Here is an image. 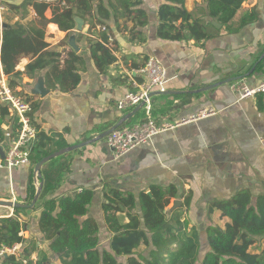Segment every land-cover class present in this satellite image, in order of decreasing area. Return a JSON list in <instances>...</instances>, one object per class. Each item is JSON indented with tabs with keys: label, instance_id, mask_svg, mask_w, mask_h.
Returning <instances> with one entry per match:
<instances>
[{
	"label": "crops",
	"instance_id": "obj_1",
	"mask_svg": "<svg viewBox=\"0 0 264 264\" xmlns=\"http://www.w3.org/2000/svg\"><path fill=\"white\" fill-rule=\"evenodd\" d=\"M23 1L3 0L11 5H20ZM35 1L52 3L44 11L46 19L62 11L59 4L52 2L55 0ZM206 1L185 2L186 11L205 24L208 37L199 43L159 39L156 35L157 11L163 0H142V9L147 14V25L142 29L145 41L129 42L127 30L120 22V32L112 28V35L105 45L115 62L102 70L90 57L87 39L95 35L83 19L79 32L74 28L62 32L53 23L45 27L44 42L48 46L44 51L61 53L56 66L37 71L33 78L26 76L24 69L35 57L22 58L15 66V71L20 74L11 80L16 84L11 89L31 104L29 117L36 130L32 148L43 145L41 151L46 155L42 159L64 148L88 142L57 160L53 159L56 160L53 165L59 166L58 185L43 199L39 195L32 208L19 209L16 213L17 209L0 206V220L16 217L23 226L19 234L22 239L35 242V251L30 255L32 264L44 256H48L46 264H59L57 255L48 254L47 243L41 240L38 231L41 205L81 190L93 193L88 216L96 222L100 248L106 251H109L110 235L106 232L101 205L103 193L109 189L130 192L137 197L141 192L150 194L154 187H170L177 195L169 198L171 205L173 201H179L178 209L186 210L184 200L189 202L182 218L190 222L189 227H197L200 239L206 238V226L224 228L228 223L219 211L210 210L213 202L227 200L240 191L248 192L253 201L264 195L261 145V141L264 142V93L239 99L230 88L237 80L252 88L264 79V57L261 59L264 54V0H244L226 24L207 16ZM1 19L5 24H12L17 18L4 7ZM131 26L128 22L127 29ZM68 34L69 39L73 38L74 48L69 39L66 45L63 43ZM71 56L78 57L79 61L72 60ZM148 58L158 60L167 77L165 93L150 96L149 114L157 125L202 109L211 108L215 114L160 133L149 143L115 160L106 138L94 139L136 108L122 112L116 105L126 92L136 90V85L144 81L139 69ZM261 62L262 67L258 68ZM66 70L77 82L72 84L60 78L61 72ZM0 75H4L1 64ZM39 77L48 91L44 97L31 93ZM62 84L67 88L61 90ZM145 114L141 107L121 126L143 120ZM15 120L13 111L0 103V158L17 133ZM38 162L31 159L17 168L0 169V201L30 204L34 200L42 183L34 174ZM15 245L18 246L17 253L24 247Z\"/></svg>",
	"mask_w": 264,
	"mask_h": 264
},
{
	"label": "trees",
	"instance_id": "obj_2",
	"mask_svg": "<svg viewBox=\"0 0 264 264\" xmlns=\"http://www.w3.org/2000/svg\"><path fill=\"white\" fill-rule=\"evenodd\" d=\"M243 1L207 0V16L226 24ZM52 2L59 4L62 11L46 19L43 14L51 2L24 0L20 5H11L0 0L17 18L12 24L0 22V64L10 88L16 86L11 80L19 77L15 66L22 58L35 57L24 69V74L30 78L37 71L56 66L61 53L44 51L48 46L44 42V30L50 23L60 31L68 32L74 28L73 17L83 19L91 34L95 35L87 41L90 57L100 70L115 62L105 45L112 35V28L120 32V22L127 30L129 42L145 41L142 29L147 25V14L142 9V0ZM185 2L163 0L159 5L156 26L159 39L174 42L194 40L199 43L208 37L204 22L186 11ZM128 22L132 24L130 29H127ZM96 27H99L98 32H94ZM68 37L69 34L64 38L65 45ZM71 59L79 61L78 57L71 56ZM261 67L262 62L258 65V68ZM60 78L72 84L77 82L69 70L61 72ZM64 88L67 87L62 84L60 89ZM41 148L42 144L32 148L30 160L36 163L46 155ZM56 160L46 163L40 170L41 199L58 185L59 166L53 165ZM103 194L101 210L106 232L110 235L109 251L100 248L99 228L88 216V206L93 200L91 191L81 190L41 205L38 231L41 240L47 243L48 254L57 255L59 264H264V195L253 201L248 192L240 191L227 200L213 202L210 210L219 211L228 223L224 228L206 226V238L200 239L197 227H189L190 222L182 218L189 205L186 199V210H166L169 198L177 196L170 187H154L150 194L141 192L137 197L116 189H109ZM19 212L17 209L16 213ZM22 230L23 226L16 217L0 220V248L24 245L17 255L5 257L3 264H24V261L25 264H32L30 255L35 251V242L24 241L19 235ZM200 240L206 241L208 246L202 256L198 253ZM140 247L143 249L140 250ZM47 257L44 256L36 264H46Z\"/></svg>",
	"mask_w": 264,
	"mask_h": 264
},
{
	"label": "built area",
	"instance_id": "obj_3",
	"mask_svg": "<svg viewBox=\"0 0 264 264\" xmlns=\"http://www.w3.org/2000/svg\"><path fill=\"white\" fill-rule=\"evenodd\" d=\"M3 11L4 6L0 3V22ZM139 73L143 75L144 81L136 85V90L126 92L117 102L116 108L124 112L143 104L142 108L145 109L146 116L143 120L118 127L106 137L107 147L111 150L115 160H119L135 148L149 143L153 137L160 133L174 130L215 114L211 108L202 109L195 114L157 125L149 114L151 109L150 94L165 92L166 70L158 60L148 58L143 67L139 69ZM230 88L238 94L239 99H246L264 93V79L252 88L244 85L242 80H237L232 82ZM0 103L13 111L18 128L11 145L7 148L4 156L0 158V169H12L26 165L29 163L30 152L36 137V130L29 117L31 104L8 86L4 75H0ZM261 145L264 152V142L261 141ZM17 250V245L1 247L0 262L7 256L16 255Z\"/></svg>",
	"mask_w": 264,
	"mask_h": 264
},
{
	"label": "water",
	"instance_id": "obj_4",
	"mask_svg": "<svg viewBox=\"0 0 264 264\" xmlns=\"http://www.w3.org/2000/svg\"><path fill=\"white\" fill-rule=\"evenodd\" d=\"M73 21H74V30L79 32L82 30V26H83V21L82 19H80L79 17H73ZM69 44L71 47L74 48V42H73V38L69 39ZM264 57V54L262 55L261 59ZM31 93L33 95L39 96V97H44L48 91L45 89L44 85H43V81L42 78H38ZM155 94V93H154ZM159 94V93H157ZM163 94V93H161ZM152 94H150L151 96ZM143 104L137 106L131 113H129L124 119H122L119 123H117L116 125H114L113 127H111L110 129L106 130L105 132L101 133L100 135H98L96 137V139H94V141L97 140H102L104 138H106L110 133H112L115 129H117L118 127H120L123 123L127 122L134 113H136ZM88 142L79 144L77 146H73V147H68V148H64L62 150H59L55 153H52L46 157H44L43 159H41L34 167V174L36 177L40 178V168L45 165L46 163L50 162L51 160L60 157L68 152H71L73 150H76V148L82 147L87 145ZM41 189H42V183L39 184L36 195L34 200L30 203V204H18V203H13V202H6V201H0V206H5L8 208H13V209H27V208H32L36 201L39 198V195L41 193ZM180 206L179 201H173L171 207L167 210L168 212H172L176 209H178Z\"/></svg>",
	"mask_w": 264,
	"mask_h": 264
},
{
	"label": "rangeland",
	"instance_id": "obj_5",
	"mask_svg": "<svg viewBox=\"0 0 264 264\" xmlns=\"http://www.w3.org/2000/svg\"><path fill=\"white\" fill-rule=\"evenodd\" d=\"M1 21H2V19H1ZM153 93H158V92H153ZM153 93H151V94H153ZM163 93H165V92H163ZM170 207H171V202H170L169 205L167 206V209H166V210H168ZM198 236H200L199 233H198ZM199 243H200V248H199L198 253H199V256H202V254H203V252L205 251V249H206V250L208 249V246H207L206 241H204V240H200ZM139 249L142 250L143 247H140ZM199 258H200V257H199Z\"/></svg>",
	"mask_w": 264,
	"mask_h": 264
}]
</instances>
